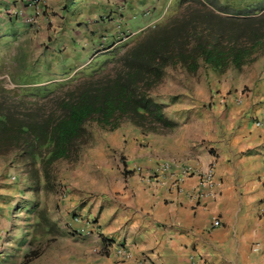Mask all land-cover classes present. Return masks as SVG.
I'll list each match as a JSON object with an SVG mask.
<instances>
[{"label":"crops","instance_id":"crops-1","mask_svg":"<svg viewBox=\"0 0 264 264\" xmlns=\"http://www.w3.org/2000/svg\"><path fill=\"white\" fill-rule=\"evenodd\" d=\"M28 1L0 0L6 13L0 19V40L4 29L9 35L19 30L8 28L12 21L20 22L11 13L27 10ZM259 1L225 3L245 8ZM168 6V15L174 14L172 0H46L44 26L37 31L42 60L48 58L45 63L52 74H64L70 67L75 71L90 57L112 54L130 39L129 32L163 21ZM120 19L124 22L117 27ZM243 73L233 81L223 79L218 85L204 86L208 89L197 85L192 90L190 100L182 104L191 112L173 119L177 124L171 147L177 153L164 155L155 146L150 150L151 145L138 158L124 153L128 169L138 162L145 174L155 171L164 160L175 167L197 169L213 164L215 183L211 189L205 188L212 194L190 196L197 192V175L187 178L181 191L162 180L140 179L135 169L132 177L124 179L131 185L129 193H135L124 198L127 206L119 210L112 204L96 224L90 221L91 231L103 239L97 246L102 252L91 258L90 264H264V215L258 212L264 200V126L256 125L257 121L264 123V60ZM21 187V180L13 181L15 195L22 196ZM10 211L7 209L6 219L11 218ZM215 219L220 220L219 226H214ZM120 245H126L131 258L117 255Z\"/></svg>","mask_w":264,"mask_h":264},{"label":"trees","instance_id":"trees-1","mask_svg":"<svg viewBox=\"0 0 264 264\" xmlns=\"http://www.w3.org/2000/svg\"><path fill=\"white\" fill-rule=\"evenodd\" d=\"M262 53L264 0L245 8L221 0H180L169 19L146 29L123 53L78 71L73 80L12 89L0 79V155L14 153L30 178L45 186L57 179L53 170L59 162L80 158L91 143L93 123L109 131L123 122L154 133L173 129L167 104L153 94L168 68L225 74Z\"/></svg>","mask_w":264,"mask_h":264},{"label":"rangeland","instance_id":"rangeland-1","mask_svg":"<svg viewBox=\"0 0 264 264\" xmlns=\"http://www.w3.org/2000/svg\"><path fill=\"white\" fill-rule=\"evenodd\" d=\"M179 1L172 0L171 12L177 10ZM172 15L166 16L160 23ZM120 22L124 21L118 20V26ZM28 25L22 21H12L8 28L19 27V30L13 35H9L10 31L7 29L3 31L0 40V79L5 86L13 89L20 87L22 83L46 85L73 80L80 72L81 65L75 71L74 67L66 68V75L59 72L52 74V69L45 63L48 58L42 60V41L37 40V33L43 29V22L41 28L32 27V30L27 29L31 26ZM143 33L144 30L136 33L125 44L115 48L113 53H123ZM107 57L100 55L94 58L87 68L98 67ZM263 60L264 53L257 56L256 61ZM255 62L241 70L230 69L225 74L201 67L196 74L190 75L180 67H170L153 94L167 104V114L173 120L191 112L182 104L190 100V93L192 95V90L197 85L208 89L204 86L218 85L223 79L233 81L239 78V74L244 75L243 72L248 71ZM57 66L58 64H54L56 69ZM63 68L60 65L61 71ZM52 75L62 79L54 80ZM117 129L109 131L96 123L91 124L89 130L92 140L82 151L80 158L75 162H59L53 170V175L58 172L57 179L45 186L30 178L23 164L14 160V153L0 155V264H90L89 260L102 252L93 251L103 240L101 235L97 236L92 231L86 235H76L70 228L69 223L74 216L80 215L96 224L102 217V211L112 204H116L119 210L122 206H127L123 202L124 198H127V194L135 196V193H129L131 185L125 184L124 179L129 178V175L132 177V173H135L133 168L139 166V163L133 162L131 169H128L126 156L132 154V158H138V154L148 149L149 145L152 146L150 150L155 146L164 155L177 153L171 147L175 140V127L162 133H154L143 131L130 122H123ZM117 150L123 152L118 154ZM118 163L124 167L121 168ZM138 176L140 179L144 178L140 174ZM13 177L21 180V189H24L22 196L13 193ZM5 187L12 192L6 193ZM7 209L11 210V218L8 219ZM42 211L47 220L41 218ZM13 219H16V226H13ZM4 220L8 221L7 225L3 224ZM24 250L28 253L26 257L22 256Z\"/></svg>","mask_w":264,"mask_h":264},{"label":"built area","instance_id":"built-area-1","mask_svg":"<svg viewBox=\"0 0 264 264\" xmlns=\"http://www.w3.org/2000/svg\"><path fill=\"white\" fill-rule=\"evenodd\" d=\"M46 0H30L29 8L30 10L26 11H16V14L21 17L25 22L34 25L37 28H41V21L43 16L44 7ZM3 12L0 8V18L3 17ZM243 94L237 98L238 101L241 100ZM257 126H264L262 121L256 122ZM214 165L210 164L206 169H197L191 165L183 166H173L169 161H163L157 165L156 170L151 171L147 174L144 173L142 168L138 167L140 174L150 181L152 178L157 180H162V184H169V188L178 189L183 191V183L185 180L191 176L197 175L200 177V182L197 188V192L190 195L192 198L206 197L212 193L208 190H205L206 187L211 189L215 183L214 180ZM259 215H264V200L261 202L259 209ZM214 226H219L221 224L219 219L214 220ZM70 228L75 232L76 235H86L91 232V223L88 220H85L80 215H75L73 221L69 223ZM97 252L101 251L98 247L95 248ZM117 255L124 258H131L132 254L127 249L126 245H120L117 249Z\"/></svg>","mask_w":264,"mask_h":264},{"label":"clouds","instance_id":"clouds-1","mask_svg":"<svg viewBox=\"0 0 264 264\" xmlns=\"http://www.w3.org/2000/svg\"><path fill=\"white\" fill-rule=\"evenodd\" d=\"M30 1V0H29ZM29 1H28V4H27V10L26 11H28V10H30V8H29ZM179 3V2H178ZM45 7H46V4H45ZM45 7H44V11H43V16H44V13H45ZM1 8V10H2V12L4 13L3 14V17L2 18H4L5 16H6V13H5V9H3V7H0ZM178 8V7H177ZM25 10V9H24ZM21 11H23V10H21ZM169 12H170V7L168 6L165 10H164V14H163V18H165L166 16H169L168 14H169ZM177 12V10L175 11V13ZM174 13V14H175ZM12 15H15L16 17H18L19 19H20V21H22V22H24V23H26V24H29V23H27V22H25L21 17H19L17 14H16V11L14 12V13H11ZM145 15H147V12H145ZM43 16H42V21H41V24H42V22H43ZM2 18H0V19H2ZM120 24H122L121 22L119 23V26L118 27H121L120 26ZM29 25H31V24H29ZM157 25V24H156ZM155 26V25H154ZM154 26H151V27H154ZM31 27H33V28H37V27H35L34 25H31ZM43 27V26H42ZM151 27H149V28H151ZM148 29V28H147ZM146 30V29H145ZM144 30V31H145ZM140 32V31H139ZM139 32H134V33H129L128 35H129V37L131 38V37H134L135 35H136V33H139ZM93 60H94V58H92L91 57V59H88L85 63H83L82 65H81V68L79 69V71L80 70H82V69H85V68H87L88 66H90L91 65V63H93ZM245 92H246V90H242V94L244 95L245 94ZM138 167H140V166H135V168H133L134 170L136 169V171H138ZM141 168V167H140ZM139 172V171H138ZM139 174H140V172H139ZM141 175V174H140ZM13 179L15 180V177H13ZM77 215V214H76ZM27 250V249H26ZM25 253V250L23 251V254ZM27 253V252H26ZM22 254V256L24 257V255ZM22 263V262H21Z\"/></svg>","mask_w":264,"mask_h":264}]
</instances>
